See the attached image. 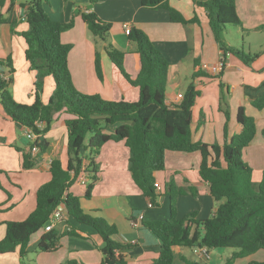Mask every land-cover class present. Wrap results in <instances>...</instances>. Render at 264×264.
I'll return each mask as SVG.
<instances>
[{"label":"crops","instance_id":"obj_1","mask_svg":"<svg viewBox=\"0 0 264 264\" xmlns=\"http://www.w3.org/2000/svg\"><path fill=\"white\" fill-rule=\"evenodd\" d=\"M19 1L9 11L8 1L0 7V12L8 20L20 19L15 27L17 31L27 28V23L22 19ZM87 3L50 0L48 4H44L46 12L54 20H73V26L61 33L60 40L72 44L68 54V67L75 87L84 93L99 94L111 100L133 101L138 98L137 87L130 84L111 62L102 42L89 30L78 9L93 11L99 18L117 24L110 41L114 47L125 52L123 68L131 77L139 70V57L135 43L128 39L123 30V23H128L131 28L142 29L169 62L165 98L167 104L180 101L177 94H182L191 82L193 71L199 69L206 73L194 79L200 94L192 107L193 141L223 143L225 116L219 108L220 82L224 85L230 111L228 133L241 130V125L236 120L240 106L246 114L253 117L256 135L242 149V160L252 168V179L255 177L259 181L264 170V138L261 135L264 128V106L261 109L256 108L252 101L264 95V27L261 28L264 25V0H235V9L244 29L237 26L243 43L240 48L246 53H258L249 65L233 54L222 57V51L211 33L205 9L191 0H169L170 5L179 10L184 18L191 19L196 15L197 21L186 24L171 21L166 9L145 7L140 0H102L89 3L90 6ZM122 8L127 9V16L114 18V13ZM115 39L119 44L115 43ZM226 41L233 45L231 41ZM25 49L23 37L12 33L8 23H1L0 58L10 56L12 59L14 72L10 87L13 89V97L19 102L30 103L34 98L35 71L29 68ZM97 51L100 53L101 78L97 76L94 64ZM221 58L225 61V67L217 71L214 66ZM194 61H197V66H194ZM204 63L208 65L207 68L202 67ZM18 69H23L27 75V80L21 84L16 79ZM0 73L6 77L7 67L4 66ZM53 89L54 81H51V76H46L41 93L43 102L48 101ZM73 117V114L65 110L54 114L51 127L44 134L48 143L46 150L31 151L37 160L32 168H24L23 153H27L30 147V141L25 136V127L9 118L0 105V239L5 234V221L22 220L34 209L36 189L50 178L51 160L58 158L62 166H66L68 155L65 122ZM113 129L114 126L109 125L105 131L111 132ZM129 157V148L123 140L106 141L93 156L97 166V179L91 196L84 197L86 187L79 179L69 190L73 192L77 187L79 192L73 193L80 196L83 210L113 223L117 228V239L133 244L121 251L127 264H150L159 255L160 245L155 235L143 226V222L169 216V197L164 195V190L170 177H173L178 186L187 189L178 197L179 217L194 211L197 218H207L218 202L210 194L208 183L199 178L201 156L198 152L166 151L165 169L154 173L155 182L161 187L158 190L160 195L156 199L158 205L151 206L149 198L141 194L131 178ZM82 198L86 200L85 204ZM71 227H75L80 235L66 234ZM55 228L62 234L55 249L38 250L51 254L50 257H42V264H101L100 247L103 241L91 226L79 224L74 218L66 217ZM43 232L40 229L29 239L25 257L30 263H35L30 253L37 251L36 246ZM62 248L66 251L62 252ZM227 248L230 247H206L204 251V246H175L173 264H189L187 261L225 264L234 250ZM259 252L258 250L252 255L235 259L232 264H246L252 259L264 260V250ZM0 264H21L18 248L0 254Z\"/></svg>","mask_w":264,"mask_h":264},{"label":"trees","instance_id":"obj_2","mask_svg":"<svg viewBox=\"0 0 264 264\" xmlns=\"http://www.w3.org/2000/svg\"><path fill=\"white\" fill-rule=\"evenodd\" d=\"M6 1L9 3V11L17 0H0V7ZM49 1H19L22 19L27 23V28L21 31L15 30L20 19L8 20L0 12V24L8 23L11 32L25 40V58L29 62V68L35 71L33 101L19 102L8 90L13 81L12 59L10 56L0 58V65L7 67L8 74L4 77L0 73V105L14 122L38 134L34 141L28 139L30 147L27 153H23L24 168H32L37 160L31 154L33 145L38 146V152L46 150L48 143L44 134L50 129L54 114L61 110L73 114L74 117L65 122L68 160L65 167L60 159L51 160L50 178L36 189L35 207L26 218L4 222L6 229L0 239V254L18 248L21 264H26L24 259L31 235L43 229L55 207L64 203L68 217L74 218L79 224L91 226L101 237V264H127L121 251L133 244L117 239L116 226L104 217L85 212L80 196L69 190L80 174L84 173L90 180L84 197L91 196L97 179V166L93 156L108 140H123L129 148L131 178L141 194L149 198L151 205H158L156 199L160 193L155 186L154 173L165 169L166 151L198 152L201 156L199 178L208 183L210 194L218 202L207 218H197L194 211L179 217L178 197L187 189L178 186L173 177H170L164 190V195L169 197V216L143 222V226L155 235L160 245L159 255L150 264H173L175 246L234 248L225 264H232L235 259L264 250V170L260 180L254 183L252 168L242 160V149L256 135L253 117L246 114L240 106L236 120L241 125V130L228 133L230 111L224 85L220 82L219 108L225 116L223 143L193 141L192 107L200 94L194 79L206 73L199 69L193 71L192 80L182 93L180 101L167 104L165 98L169 62L153 45L147 33L132 27L128 34V39L136 44L139 57V70L131 77L123 68L125 52L114 47L110 41L111 23L99 18L93 11L78 9L89 30L102 42L111 62L130 84L137 87L138 98L133 101L111 100L99 94L80 91L75 87L68 67V54L72 44L60 40L61 33L73 26V20L61 22L51 18L44 8V4ZM73 1L96 3L102 0ZM191 1L205 9L211 33L222 51V57L233 54L244 64H251L258 53H246L243 49L228 44L224 35L227 24L244 30L235 9V0ZM140 3L145 7L166 9L171 21L186 24L198 20L196 15L191 19L184 18L179 10L170 5L169 0H140ZM263 27L264 25L261 26ZM94 64L97 76L101 78L98 51L95 53ZM194 66H197V61H194ZM46 76L53 78L54 89L45 103L41 93ZM252 104L261 109L264 106V95L254 99ZM39 123H42V127L38 126ZM109 125L114 126L111 132L105 131ZM89 133L88 143L85 144ZM261 135L264 138V128ZM83 159L85 161L82 164ZM65 233L80 235L75 227ZM61 234L55 227L44 231L36 249H55ZM246 264H264V260L252 259Z\"/></svg>","mask_w":264,"mask_h":264},{"label":"rangeland","instance_id":"obj_3","mask_svg":"<svg viewBox=\"0 0 264 264\" xmlns=\"http://www.w3.org/2000/svg\"><path fill=\"white\" fill-rule=\"evenodd\" d=\"M50 2V1H49ZM90 4H92V3H90ZM90 4L89 3H87V5H89L90 6ZM45 6V5H44ZM45 8V11H47V9H46V6L44 7ZM127 9L125 8H122L121 10H118L117 12H115L114 13V18H120V17H126L127 16ZM111 23V30H110V34H111V36L113 35V30H115L116 29V23H112V22H110ZM224 35H225V37H226V39L227 40H229V41H231L232 42V44L233 45H235V46H237V47H242L243 46V43H242V39H241V35L237 32V26H235V25H233V24H227L226 25V29H225V31H224ZM230 38V39H229ZM99 40V39H98ZM100 41V40H99ZM101 42V41H100ZM115 43L117 44L118 43V41L115 39ZM119 44V43H118ZM136 45V44H135ZM164 56V55H163ZM4 68V66H1L0 65V70L1 69H3ZM26 72L25 71H23V69H18V72H17V75H16V79H19V82H20V84L21 83H23V82H25L26 80H27V75L25 74ZM187 76V75H186ZM189 78V77H188ZM191 78V77H190ZM51 81L53 82V78L51 77ZM8 90H9V92L12 94V96L14 95V93H13V89L10 87V85H9V87H8ZM14 98V97H13ZM15 99V98H14ZM15 100H17V99H15ZM18 132V134H20V131L18 130L17 131ZM89 136H90V133L87 135V137H86V139H85V144H87V140H88V138H89ZM24 140H25V138H24ZM161 173V172H160ZM90 182V180L89 179H87L85 182H84V186L86 187V185L88 184ZM253 182L254 183H257L258 182V179L257 178H253ZM74 193H78L79 192V189L76 187V189L73 191ZM85 199L84 198H82V202H83V204H85ZM227 249H232V248H227ZM62 252H65L66 250H65V248H62V250H61ZM260 252H262L263 250H259ZM259 252V253H260ZM50 255L51 254H45V253H42V252H40V251H36V252H32V253H30V257H32V259L34 260V262L35 263H30V261H29V259L28 258H26L25 257V259H24V261L26 262V264H42V257H46V256H48V257H50ZM47 257V258H48Z\"/></svg>","mask_w":264,"mask_h":264},{"label":"built area","instance_id":"obj_4","mask_svg":"<svg viewBox=\"0 0 264 264\" xmlns=\"http://www.w3.org/2000/svg\"><path fill=\"white\" fill-rule=\"evenodd\" d=\"M123 30L124 32L128 35L130 30H131V26L128 23H123ZM203 68H207L208 65L206 63L203 64L202 66ZM225 67V61L221 58L219 59V61L216 63V65L214 66V69H216L217 71H221L223 70V68ZM182 94L178 93L177 94V99H181ZM38 126L42 127V123H39ZM25 136L27 139H29L30 141H34L35 139H37L38 134H36L35 132H33L30 128L25 127ZM31 151H39L38 146L33 145L31 147ZM84 159L82 160V164L84 163ZM79 181L81 183H84L87 178L85 176L84 173L80 174V176L78 177ZM155 186L156 189L159 190L161 187L160 185L155 182ZM149 205L151 206V204L149 203ZM66 217H68L67 214V210L66 207L64 205V203H60L57 207H55V209L52 211L48 222L44 225L43 230L44 231H50L51 229H53L58 223L62 222ZM206 250V247L204 246V251Z\"/></svg>","mask_w":264,"mask_h":264}]
</instances>
